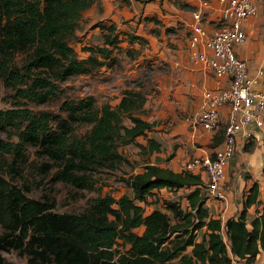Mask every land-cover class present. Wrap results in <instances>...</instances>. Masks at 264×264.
<instances>
[{"label": "trees", "instance_id": "obj_1", "mask_svg": "<svg viewBox=\"0 0 264 264\" xmlns=\"http://www.w3.org/2000/svg\"><path fill=\"white\" fill-rule=\"evenodd\" d=\"M93 2L0 0V81L11 88L13 101L12 106L0 108V129L9 132L7 138L0 137V226L5 229L0 249L7 244L23 248L29 264H48L49 259L55 264H236L240 260L251 264L264 251V208L251 219L247 216L260 193L256 180L240 212L223 221L205 205L200 172L176 170L150 159L126 177L132 193L118 198L99 195L79 212L54 210L52 202L29 195L7 177L6 169L14 170L16 159L28 160L30 146L59 162L56 178L75 184L86 179L76 170L115 167L126 160L120 145L139 136L147 140L146 154L161 150V141L148 134L155 121L139 112L146 95L137 89L126 88L115 105L105 101L98 107L94 94L64 98L60 111L28 105L59 97L65 80L103 64L99 54L108 57L120 41L114 21L96 22L104 42L85 45L89 54L79 56L71 39ZM137 39L147 40L129 33L130 41ZM77 121L92 125L75 133ZM250 140L244 145L247 150ZM217 141L215 135L211 146ZM48 160L34 163L47 172L53 167ZM163 186L173 190L189 186L186 201L164 198V207L145 212L142 201ZM140 224L145 225L142 232L135 229ZM119 238L127 245L123 250L115 247ZM3 259L0 251V264Z\"/></svg>", "mask_w": 264, "mask_h": 264}, {"label": "crops", "instance_id": "obj_2", "mask_svg": "<svg viewBox=\"0 0 264 264\" xmlns=\"http://www.w3.org/2000/svg\"><path fill=\"white\" fill-rule=\"evenodd\" d=\"M210 1L211 5L206 12V24L212 26L216 23L219 15L220 1ZM199 2L200 0H94L91 6L84 11L90 15L92 26L100 28L101 32V27L94 25L96 22L114 21L118 29L121 24L133 27L140 21L143 26L137 31H129L127 37L129 39V33L143 35L146 37V41L142 42L138 39L134 41L140 44L145 43L147 45L146 50L157 58L165 59L168 63V70L165 73L166 82L164 85L161 84L162 92L156 95L153 100L155 106L165 105L167 109H170L171 118L177 107L178 110H182L181 106L184 109L188 108L187 110L192 113L197 112L201 107L203 90L206 87L220 86L228 82L225 77H217L210 70L192 64L186 36L192 19V9ZM261 5L262 3H260V6L258 4L257 14L248 17L244 21L247 38L237 46V53L248 61L249 71L253 70L256 74L257 70H261V74L256 76L253 84L255 89L264 88V31L260 26L262 22L259 14L262 8ZM141 19L144 20L141 21ZM177 25L185 26V30H178L179 33H176L173 30ZM170 27H172L171 30ZM258 32L263 35L259 34L255 38H251L252 35L254 36ZM103 42L102 34V42L98 44H103ZM86 51L84 55L79 54V56H87L89 50ZM228 108V105H222L223 118L219 127L214 130L205 129L200 124L193 123L188 117L184 118L179 115H174L173 119L176 124L171 127L169 132L152 130L155 132L152 133L149 132V128L148 134L156 137L162 143L161 150L150 154V161L180 170L184 168L185 161L189 157L212 150L223 138ZM158 115L159 112L153 118H157ZM178 117L180 121H178ZM149 120L158 122L156 119ZM256 132L259 136L257 139L262 144V141H264V127H256ZM215 135L218 141L214 146H211L210 143ZM245 143L246 141L242 136H239L235 155L229 162L226 180L223 183L225 197H208L205 201V205L209 207L210 212L215 216H220L223 221L227 217L237 215L240 212L252 180L260 182L257 177L259 174L264 178L263 149L260 151L258 147L254 146V148L247 150L244 148ZM248 170L254 172L253 174L256 177L247 178ZM201 175L203 179L206 177L205 173H201ZM164 188L170 189L163 186L155 188L154 191L160 192ZM259 188L258 200L248 207L247 216L249 219L264 208V185L259 183ZM189 189V186L177 190L170 189L167 192H170L174 197L168 198H178L176 195L181 193L183 201H186L184 194ZM236 264L247 263L240 260L236 261ZM251 264H264L263 250L257 254L255 261Z\"/></svg>", "mask_w": 264, "mask_h": 264}, {"label": "rangeland", "instance_id": "obj_3", "mask_svg": "<svg viewBox=\"0 0 264 264\" xmlns=\"http://www.w3.org/2000/svg\"><path fill=\"white\" fill-rule=\"evenodd\" d=\"M261 10L259 12L262 22L261 29L264 31V0H257ZM263 13V14H262ZM144 19H141V21ZM144 22V21H143ZM143 25L140 21L136 26H129L121 24L118 27L120 34V41L113 47L112 52L108 57L99 54V58L104 60V63L93 68L88 73H78L71 75L67 80L62 83L60 89V96L50 101L35 103L30 102L28 105L34 109H52L60 111V103L64 98L74 99L87 94H94L96 96V105L100 107L105 101H110L113 105L117 104L122 92L126 88H134L146 95L144 108L139 112L145 118L156 119L154 125H151L149 132L154 130H162L169 132L171 127L176 123L174 122V115H179L191 118L192 112L184 109L174 110V115L171 116L170 109L165 105L155 106L153 98L162 92L161 84L166 82V71L168 70V63L163 58H157L146 50L145 43L132 42L128 39L127 34L129 31H137ZM175 27V26H174ZM172 27H170V30ZM185 30V26L177 25L173 31ZM188 34L186 41L188 40ZM262 34L258 32L256 35ZM263 35V34H262ZM102 42V32L100 28L92 26L90 15L86 12L83 13L80 19L79 26L76 30L75 36L71 39V43L80 55H84L87 49L84 48L87 44H98ZM172 42V41H171ZM173 43V42H172ZM187 48H188V41ZM254 74L253 70H250ZM11 88L5 86L0 81V108H5L13 105ZM180 107V106H179ZM180 109V108H179ZM159 112L157 118L155 115ZM65 115V112H62ZM178 121H180L178 117ZM90 122H73L75 133H83L91 127ZM159 125V126H155ZM153 130V131H152ZM9 132L0 129V137L7 138ZM142 144H139V142ZM146 138L144 136L137 137V140L132 142L123 143L120 145V150L127 156L126 160L121 161L115 167L99 166L94 168H86L84 170H76L78 174L85 175V182L83 184H75L66 182L56 178L55 171L59 166V162L48 160L47 157L40 155L33 147L28 149V160L16 159L15 169H6V175L12 181L18 183L29 195L46 199L53 203V209L58 211H74L79 212L86 209L89 204L99 195L110 193L115 197H119L123 193H132L131 187L127 184L126 177L131 173L140 170L147 160L151 158L150 154H146L147 150L144 143ZM258 147L260 151H264V141L259 143L257 138L250 140V148ZM12 159V157H10ZM35 161L48 160L53 163V167L49 171L39 169ZM247 178L256 177L250 170L247 171ZM254 175V176H253ZM260 184L264 185V178L259 174ZM255 180H252V183ZM167 191L170 189L164 188L160 192L151 193L147 200L142 201L145 207V212L151 211L154 207H164L163 199L171 197L172 194ZM182 194H177L176 197L182 198ZM174 197V196H172ZM215 196H209V198ZM208 198V197H207ZM216 198V197H215ZM145 228L144 224L138 225L135 229L142 232ZM5 229L0 226V234H4ZM127 246V245H126ZM122 239L119 238L115 247L123 250L126 247ZM3 256V264H29V255L23 249L7 244L0 249ZM48 264H55L52 259L48 260Z\"/></svg>", "mask_w": 264, "mask_h": 264}, {"label": "built area", "instance_id": "obj_4", "mask_svg": "<svg viewBox=\"0 0 264 264\" xmlns=\"http://www.w3.org/2000/svg\"><path fill=\"white\" fill-rule=\"evenodd\" d=\"M219 1V15L212 26L206 24L210 0H200L192 9L188 50L192 64L225 77L228 82L206 87L201 107L190 119L214 130L223 118L222 105H228L224 139L212 150L189 157L184 168L205 173L202 189L207 197L222 198L227 167L235 155L239 136L245 141L257 138L256 127H264V88L253 87L261 70L251 74L247 59L237 53V46L247 38L244 21L259 10L257 0Z\"/></svg>", "mask_w": 264, "mask_h": 264}]
</instances>
